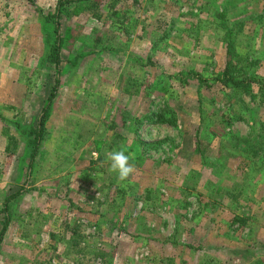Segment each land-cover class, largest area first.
I'll use <instances>...</instances> for the list:
<instances>
[{
  "label": "rangeland",
  "instance_id": "rangeland-1",
  "mask_svg": "<svg viewBox=\"0 0 264 264\" xmlns=\"http://www.w3.org/2000/svg\"><path fill=\"white\" fill-rule=\"evenodd\" d=\"M227 62L264 79V0H0V264H264V91Z\"/></svg>",
  "mask_w": 264,
  "mask_h": 264
},
{
  "label": "trees",
  "instance_id": "trees-1",
  "mask_svg": "<svg viewBox=\"0 0 264 264\" xmlns=\"http://www.w3.org/2000/svg\"><path fill=\"white\" fill-rule=\"evenodd\" d=\"M84 0H59V4L63 5L64 3H69V2H81ZM60 6L57 8L56 13L53 14V16L56 19V23H58V14H59ZM99 17V16H98ZM60 35L58 34V25L55 24V39L53 44L50 47V52H49V60L51 63L55 65V79H54V84L50 90V94L45 100L43 109H42V115L39 117L37 120V123L35 126L29 127V135H31V139H29L28 145L31 148V154H30V161H32L37 148L39 141L43 135V128H44V122L47 117L48 109L50 107L51 100L53 98L54 92L57 88V84L59 82V64H60V57H59V49H60ZM227 62L226 67L223 72L224 76V81L227 83L228 81H231L234 86L236 87H241L244 88L245 90L251 92L250 90V84L251 82H254L258 85L259 91H264V79H262V82L258 84V80L256 78L254 79H246L244 77L239 78L238 76H234L232 73H229L230 71V64ZM8 219V218H7ZM7 227V221L5 220L3 223L2 228L0 229V241L2 239V236L6 230Z\"/></svg>",
  "mask_w": 264,
  "mask_h": 264
}]
</instances>
